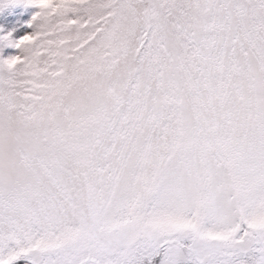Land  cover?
Here are the masks:
<instances>
[{"label":"snow or ice","instance_id":"6c2138e0","mask_svg":"<svg viewBox=\"0 0 264 264\" xmlns=\"http://www.w3.org/2000/svg\"><path fill=\"white\" fill-rule=\"evenodd\" d=\"M24 3L0 264H264V0Z\"/></svg>","mask_w":264,"mask_h":264},{"label":"rangeland","instance_id":"374dc122","mask_svg":"<svg viewBox=\"0 0 264 264\" xmlns=\"http://www.w3.org/2000/svg\"><path fill=\"white\" fill-rule=\"evenodd\" d=\"M37 9L24 3V0H0V31L6 33L13 32V36L22 35L26 31H31L27 21ZM11 48L4 49V54L12 53Z\"/></svg>","mask_w":264,"mask_h":264},{"label":"trees","instance_id":"16d2710c","mask_svg":"<svg viewBox=\"0 0 264 264\" xmlns=\"http://www.w3.org/2000/svg\"><path fill=\"white\" fill-rule=\"evenodd\" d=\"M16 264H30V261L22 258L19 261H17Z\"/></svg>","mask_w":264,"mask_h":264}]
</instances>
